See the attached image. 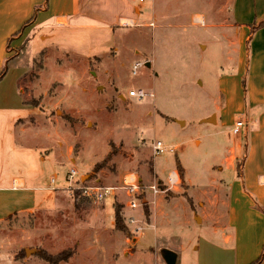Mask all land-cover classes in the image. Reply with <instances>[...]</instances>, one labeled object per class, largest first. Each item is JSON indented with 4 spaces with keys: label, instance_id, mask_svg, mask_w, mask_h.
<instances>
[{
    "label": "rangeland",
    "instance_id": "rangeland-1",
    "mask_svg": "<svg viewBox=\"0 0 264 264\" xmlns=\"http://www.w3.org/2000/svg\"><path fill=\"white\" fill-rule=\"evenodd\" d=\"M134 2L139 8L132 26L91 27L72 17L55 23L53 14L68 15L70 9L50 0V20L9 34L4 47L0 22V57L8 53L0 66L1 72L7 65L0 74V106L13 103L0 134L15 148L11 156L0 149V167L8 169L3 179L34 177L28 193L34 205L48 209L35 207L2 223L0 264H51L42 253L56 257V264H169V252L177 255L172 264H233V253L223 258L218 251L220 233L210 238L217 220L204 217L200 204L226 192L225 176L245 154L244 129L233 133L232 126L245 120L252 87L264 92L246 49L252 23L264 20V0ZM231 13L250 25L237 27ZM252 48L250 42V53ZM137 62L142 66L133 74ZM132 89L147 95L129 96ZM155 141L165 147L159 154L152 149ZM235 145L240 153L229 150ZM71 168L78 176L69 185ZM176 170L178 183L168 186L167 176ZM130 172L144 186L156 180L167 190L143 191L135 209L122 193L95 203L69 190L83 174L87 184L120 185ZM242 185L234 176L228 199L238 200ZM115 204L129 234L112 227ZM217 207L227 215V207ZM95 208H104L101 217L92 214ZM204 239L216 245L209 254ZM234 244L232 238L226 248ZM66 252L72 254L64 257Z\"/></svg>",
    "mask_w": 264,
    "mask_h": 264
},
{
    "label": "crops",
    "instance_id": "crops-1",
    "mask_svg": "<svg viewBox=\"0 0 264 264\" xmlns=\"http://www.w3.org/2000/svg\"><path fill=\"white\" fill-rule=\"evenodd\" d=\"M53 1H56V4L62 7L70 9L68 15L53 14L52 17H55L56 19L55 23L59 21V19H63L65 22H67V17H72L73 19L76 18L78 23L82 19L87 23L91 22V27H93L94 25L119 26L123 23H125V25L127 26H132L133 20H135L138 16L137 12L139 7L136 5L134 0H61V3H59L60 0ZM49 2L50 0H0V22L3 29L2 41H5L3 47L5 46V43L7 44V38H10L13 33L19 31L20 29H22V32L25 30V27L23 28V25L27 21L31 20L30 22L34 25H40L41 20H45L47 17H51V13L48 14ZM44 13L46 14L42 18H40V15ZM249 13H251L250 7ZM231 16L234 22L237 23V27L240 24L250 23H243L239 20H235L232 13ZM48 20L50 19H46L42 23H45ZM59 23L63 24V22H58V24ZM260 23L263 24L261 26H256L257 24H255L254 22L252 23L254 25L253 29L250 31V35H252L246 42V49L248 51L249 61L251 64L250 70H253L254 76L261 77L264 85V20ZM9 34L10 36H8ZM238 42L241 45V50L239 51L240 54L243 50V44L239 40ZM250 42H253V48L251 53ZM7 54L8 53L5 50V54L3 52V55H5L4 60L2 56L0 57V66L3 65L4 62L6 63ZM15 102H18V100H16ZM12 110V102L7 104L6 106H0V121L4 119V114H6V112L10 113L12 112ZM15 110L18 109L15 108ZM212 120L215 121L214 117H212ZM250 120H252V123L250 122ZM15 121L16 120H14L11 124L12 128L9 130L10 135H12V130L16 126L14 125ZM208 122L211 121L208 120ZM180 124L182 123L180 122ZM241 128L244 129L246 135L245 140L242 141L243 143L246 141L247 145L245 149V154L243 153V149L241 152L243 153V158L240 163V173L237 176V172L235 171V169H232L230 171L231 174H227L225 176L224 189H226V192H224L223 194L219 193L218 195H215L213 197H211L210 195L205 203L200 204L204 205L202 209L204 217L206 216V218L208 219L217 220L218 226H215L214 224V226L210 227L209 229L210 238L213 239V237L220 233L219 243H217L218 251L223 258H226L229 253H233V264L251 263V261L255 260L259 256L264 243V92L262 95L258 94L254 86L250 91V102L249 106L246 107L245 120L243 121V125L240 127V130ZM260 143L261 154H257L256 160H254V153ZM241 145L242 143L239 146ZM233 148L236 149L237 153H240V147H237V145H235L229 150L231 152H234ZM0 149L7 155L8 153H10L9 156H11V153L15 151L14 147L4 143V135L1 136V134ZM43 159L44 158L41 157V160ZM31 164L32 158L30 157L29 161H27L25 165L28 168V166L30 167ZM6 170L8 169H5L1 165V231L2 223L6 222L8 218H14L13 216L15 214L26 215L28 213H33L35 207L41 210H48L46 208H39L40 202L37 205H34V196L28 193V190L31 188V186H26V184H31V182L35 179L34 177L14 175L6 181L3 179ZM171 172H174L176 174L178 173L177 170ZM224 172L228 173V170ZM234 176L238 177L243 184V190L239 193L238 200L232 198L231 200L228 199L230 183L232 182V178ZM82 177H85L84 174L82 175ZM84 181L88 182V176H86ZM165 183L168 184L167 181ZM15 192L19 193L17 194ZM163 192L164 191H162V194ZM158 196L159 195H157V197ZM19 201H26L29 203L18 206ZM67 202L71 203V200H67ZM218 205L227 207V215L224 212H221V208L217 207ZM126 206L129 207L127 202ZM123 208H125V206ZM15 209H19L20 213L14 212ZM100 209L95 208L92 211V214L94 216L101 217L103 215L104 208H102L101 210ZM149 209L151 212L152 210H154V208L152 207H149ZM6 224L8 223L6 222ZM112 225V227H114V221H112ZM3 227H5V225H3ZM232 238L235 239L236 243H238L236 244L237 246L234 244V248H226L230 244V240ZM203 241L205 246L208 241L207 239H204ZM250 242H252L251 245L249 244ZM199 247L200 245H195V249H198ZM214 247H216L215 243H210L206 245L204 249L207 254H209ZM249 248H252L253 251H249ZM239 260H241L242 262L239 263ZM196 264L199 263L196 262ZM260 264H264V255Z\"/></svg>",
    "mask_w": 264,
    "mask_h": 264
},
{
    "label": "built area",
    "instance_id": "built-area-1",
    "mask_svg": "<svg viewBox=\"0 0 264 264\" xmlns=\"http://www.w3.org/2000/svg\"><path fill=\"white\" fill-rule=\"evenodd\" d=\"M200 21L203 22V20ZM140 66H142V63H135L132 66V73L136 74V71ZM128 95L134 96L140 100L143 99L147 95V93L143 89H132L128 91ZM242 125L243 121L237 120L232 127V132L238 133ZM152 149L154 154H159L165 150V147L160 141H155L154 143H152ZM77 176L78 172L75 168H71L68 171V173L66 174V180L68 181L69 185L75 178H77ZM178 180V174L174 172H170L167 176L168 186L178 183ZM71 189H74V191H77L79 195H82L95 203H100L107 197L117 196L118 194L122 193L125 197V202H127L128 206L133 209L140 205L139 196L143 191L148 189L153 194H156L158 192L165 191L167 187L160 188L158 186V183L155 181L144 186L141 182V178L135 173L130 172L123 176L120 185H102L98 182L87 184V182L84 181V177H82L81 175L79 176V179H76L75 185L73 187L69 186V190ZM128 219L133 222L136 221L134 217H129Z\"/></svg>",
    "mask_w": 264,
    "mask_h": 264
},
{
    "label": "trees",
    "instance_id": "trees-1",
    "mask_svg": "<svg viewBox=\"0 0 264 264\" xmlns=\"http://www.w3.org/2000/svg\"><path fill=\"white\" fill-rule=\"evenodd\" d=\"M32 19V18H31ZM31 20L27 21L24 25H23V28L28 24L30 23ZM263 23H259L257 24L256 26H261ZM22 31V29H20L18 32L14 33L15 35L19 34L20 32ZM11 39V37H10ZM6 63H7V60H6ZM7 67V65L5 64L3 66V69L1 70L0 74L3 72V70H5ZM5 72V71H4ZM3 72V73H4ZM97 168V167H96ZM149 170H152V166L150 165L149 167ZM241 171V164L238 165L237 169H236V172H237V175L240 173ZM182 173V171H181ZM183 174V173H182ZM161 187L162 188H165L164 185L161 183ZM84 197V196H83ZM86 200H90L86 197H84ZM148 212V209L147 207L145 208V213ZM114 228L116 230H119L121 231L122 233L124 234H129L128 232V229L127 227H125L124 223H123V219H122V216H121V213H120V205L119 204H115L114 205ZM67 254L64 255V257H67L68 255L70 256L72 254V252H66ZM43 255V258H45L49 263L51 264H56V260L57 258H51V256H46L45 253H42ZM263 255H264V244H263V248H262V251L260 253V255L255 259L253 260L251 263L249 264H260L262 258H263Z\"/></svg>",
    "mask_w": 264,
    "mask_h": 264
},
{
    "label": "water",
    "instance_id": "water-1",
    "mask_svg": "<svg viewBox=\"0 0 264 264\" xmlns=\"http://www.w3.org/2000/svg\"><path fill=\"white\" fill-rule=\"evenodd\" d=\"M209 121H212V119H210ZM181 123H183V122L181 121ZM169 258H171V261H169ZM174 258H175V254L169 252V254L167 255V259H168L169 264H172L174 262Z\"/></svg>",
    "mask_w": 264,
    "mask_h": 264
}]
</instances>
